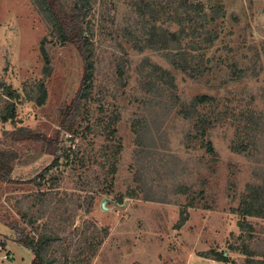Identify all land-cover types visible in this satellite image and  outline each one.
Here are the masks:
<instances>
[{"label":"rangeland","instance_id":"rangeland-1","mask_svg":"<svg viewBox=\"0 0 264 264\" xmlns=\"http://www.w3.org/2000/svg\"><path fill=\"white\" fill-rule=\"evenodd\" d=\"M83 26L93 87L50 156L8 137L18 127L55 137L82 59L36 0H0V111L7 88L17 96L0 149L18 154L0 182V264L33 259L10 226L57 236L41 257L54 264H245L244 246L264 264V218L246 214L264 180V0H91Z\"/></svg>","mask_w":264,"mask_h":264},{"label":"trees","instance_id":"trees-1","mask_svg":"<svg viewBox=\"0 0 264 264\" xmlns=\"http://www.w3.org/2000/svg\"><path fill=\"white\" fill-rule=\"evenodd\" d=\"M37 4L41 7L45 18L49 22L52 32L55 37L60 41L61 44H69L76 48L79 56L83 63V76L81 79L80 88L73 99L69 107H67L63 113L59 124V130L55 137L47 138L43 134H39L36 131L25 128L18 127L9 134V139L12 142L17 141H32L35 143H40L41 147L46 154L50 156H57L60 149L58 148L59 136L61 133L74 134L73 127L76 124V119L79 115L80 103L87 100L90 97V93L93 87L92 80L94 77V50L92 48V43L88 36L86 35L83 22L86 15L89 12V6L91 0H74L69 6H65L61 0H36ZM182 3H187V0H181ZM218 11V10H217ZM206 14H197V19H202L206 21ZM215 21L211 18L210 22ZM40 54L43 60L42 75L47 79L51 76L52 67L51 61L48 53L44 49L43 45L40 46ZM176 67H180L181 64L173 62ZM194 72L200 74V70L196 69ZM191 74L190 76H193ZM43 85L39 84L38 90L41 91ZM45 92L40 96L37 104L39 106L44 105L45 102ZM17 98L16 93L10 88H7L3 100V110L0 111V120L2 122L12 121L14 118V103L13 100ZM211 100L208 96H196L193 101L195 104H202ZM247 119V118H244ZM18 160V154L13 149H0V182L9 183L12 181L11 174L13 172V164ZM57 157L54 158L53 162L43 170V174H46L55 164L57 163ZM114 169L110 170L109 173L114 174ZM41 174V175H43ZM35 182V180H33ZM37 186L40 183L35 182ZM252 193V194H251ZM105 194V193H104ZM250 195L253 199H256V205L258 210L254 213L246 211L249 217L264 218V180L260 184L252 187L250 190ZM72 216V214H71ZM70 219V218H69ZM70 222V220H69ZM13 231L17 233H22L21 238L18 241L20 245L31 251L33 259L31 264H54L56 260L48 259L43 261L42 255L47 254V247L50 243L57 241L58 237H50L45 235H40L36 240L29 238L23 234V231L16 226H10ZM241 252L242 256L245 257V264H257L253 257H257L256 253L253 251L245 250ZM242 251V250H241ZM92 255H94L95 250H92ZM212 259V258H210ZM214 259V258H213Z\"/></svg>","mask_w":264,"mask_h":264},{"label":"water","instance_id":"water-1","mask_svg":"<svg viewBox=\"0 0 264 264\" xmlns=\"http://www.w3.org/2000/svg\"><path fill=\"white\" fill-rule=\"evenodd\" d=\"M105 203H106V199L102 200L101 203H100V208H101L102 210L106 209V207H105Z\"/></svg>","mask_w":264,"mask_h":264},{"label":"crops","instance_id":"crops-1","mask_svg":"<svg viewBox=\"0 0 264 264\" xmlns=\"http://www.w3.org/2000/svg\"><path fill=\"white\" fill-rule=\"evenodd\" d=\"M8 242H10V241H8ZM8 242H7V243H8ZM11 242H14V241H11ZM14 243H16V242H14ZM16 244L20 245L19 243H16ZM6 246H7V244H6ZM6 246H5V248H6ZM6 254L9 255V258H11V255H10L9 253H6Z\"/></svg>","mask_w":264,"mask_h":264},{"label":"built area","instance_id":"built-area-1","mask_svg":"<svg viewBox=\"0 0 264 264\" xmlns=\"http://www.w3.org/2000/svg\"><path fill=\"white\" fill-rule=\"evenodd\" d=\"M7 258H9V255L8 254H6V255L3 256V259L4 260H7Z\"/></svg>","mask_w":264,"mask_h":264}]
</instances>
